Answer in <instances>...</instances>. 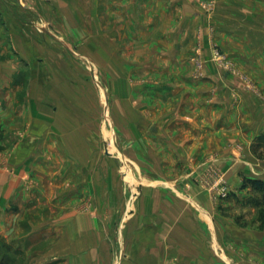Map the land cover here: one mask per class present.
<instances>
[{
    "label": "rangeland",
    "instance_id": "obj_1",
    "mask_svg": "<svg viewBox=\"0 0 264 264\" xmlns=\"http://www.w3.org/2000/svg\"><path fill=\"white\" fill-rule=\"evenodd\" d=\"M1 10L22 57L0 114V264H141L144 233L168 264L181 239L260 262L239 239L264 240L240 189L264 178V0Z\"/></svg>",
    "mask_w": 264,
    "mask_h": 264
},
{
    "label": "crops",
    "instance_id": "obj_2",
    "mask_svg": "<svg viewBox=\"0 0 264 264\" xmlns=\"http://www.w3.org/2000/svg\"><path fill=\"white\" fill-rule=\"evenodd\" d=\"M2 0H0V19L2 18L4 10H1ZM9 28V30L7 29ZM11 32V34H15L14 28L4 27L2 21L0 20V114L4 111V97H10V94H13L14 89L12 90L10 82H14V74L19 70L18 65L21 61V51L19 46L13 41L9 42V39L3 36L5 31ZM4 32V33H3ZM26 45H28L25 42ZM29 47H27L29 51ZM16 63V64H15ZM7 95H6V94ZM17 105V103H15ZM2 118H0V121ZM4 123V122H1ZM3 128V124H2ZM10 127H7L9 129ZM239 173V171H238ZM3 174V172H2ZM1 174V175H2ZM240 175V173H239ZM252 177V176H250ZM260 179H264L263 177H258ZM236 182L238 181L236 178L234 179ZM242 183V182H241ZM241 187V185H240ZM16 192V187H15ZM181 232V231H180ZM198 231H196V234ZM182 235V233H180ZM140 236V235H139ZM137 241H139L137 239ZM239 242H242V247H244V251L247 254H251V260L257 259L260 262L258 264H264V240L262 241L256 232L251 231L246 237L239 239ZM140 246L142 247V258L140 257L141 264H168L167 258L170 256L168 252H166L163 248L161 250V241L158 239V235H153L148 233H144L140 237ZM163 243V242H162ZM199 243L194 242V245L191 246L190 242L185 243L184 239L179 241V244H173L176 246L180 253L178 254L179 259L174 264H214L212 259L210 260L207 256L209 253L207 251H198ZM160 248V249H159ZM175 255V254H174ZM143 260V262H142ZM130 260L128 259L126 264H129ZM251 264V261L247 262ZM254 263V262H252ZM216 264V263H215Z\"/></svg>",
    "mask_w": 264,
    "mask_h": 264
},
{
    "label": "trees",
    "instance_id": "obj_3",
    "mask_svg": "<svg viewBox=\"0 0 264 264\" xmlns=\"http://www.w3.org/2000/svg\"><path fill=\"white\" fill-rule=\"evenodd\" d=\"M252 149L259 158H264V133L256 137ZM240 189H249L251 193L244 197L242 205L258 209V219L260 224L264 225V179L245 176Z\"/></svg>",
    "mask_w": 264,
    "mask_h": 264
},
{
    "label": "built area",
    "instance_id": "obj_4",
    "mask_svg": "<svg viewBox=\"0 0 264 264\" xmlns=\"http://www.w3.org/2000/svg\"><path fill=\"white\" fill-rule=\"evenodd\" d=\"M224 195H227V193H226V192H224Z\"/></svg>",
    "mask_w": 264,
    "mask_h": 264
}]
</instances>
